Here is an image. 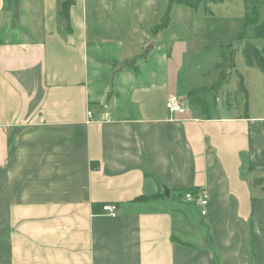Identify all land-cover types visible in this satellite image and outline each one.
Listing matches in <instances>:
<instances>
[{
  "label": "crops",
  "instance_id": "obj_1",
  "mask_svg": "<svg viewBox=\"0 0 264 264\" xmlns=\"http://www.w3.org/2000/svg\"><path fill=\"white\" fill-rule=\"evenodd\" d=\"M66 1L0 0V264H264V114L170 113L157 0Z\"/></svg>",
  "mask_w": 264,
  "mask_h": 264
},
{
  "label": "rangeland",
  "instance_id": "obj_2",
  "mask_svg": "<svg viewBox=\"0 0 264 264\" xmlns=\"http://www.w3.org/2000/svg\"><path fill=\"white\" fill-rule=\"evenodd\" d=\"M168 4L169 0H157L160 16L156 25L162 22ZM171 6L168 24L158 31L163 39L175 38L171 42L174 52L169 72L176 81L172 92L180 103L200 112L194 101L201 99L208 103L212 116L246 111L264 114V71L244 56L246 42L264 48V38L255 36V25L249 24L246 36L238 39L245 22L244 0H198L194 6L183 2ZM260 17L264 18V8ZM129 48L140 51L137 46ZM223 54L229 57L227 61ZM199 88L200 92L190 94ZM260 192L255 190L256 195Z\"/></svg>",
  "mask_w": 264,
  "mask_h": 264
},
{
  "label": "trees",
  "instance_id": "obj_3",
  "mask_svg": "<svg viewBox=\"0 0 264 264\" xmlns=\"http://www.w3.org/2000/svg\"><path fill=\"white\" fill-rule=\"evenodd\" d=\"M197 1L198 0H169L168 10L165 12L163 17L161 18L162 22L155 26V31H158L159 27H164L168 24L172 4L183 2V3H186L188 5L194 6V4H196ZM214 1H218V0H214ZM74 2H75V0H67L65 2V6L63 8L64 14L68 13V10H69L68 8L72 4H74ZM244 3H245V17H244L245 22L242 26V30H241V33H240L238 39L240 40L241 38H244L246 36L245 29H246V26L249 24L255 25V28H254L255 36H257L259 38H264V18L262 19L260 17V7L262 6V4H264V0H244ZM244 46H245L244 47V56H245L246 61H248L252 65L256 64L260 69H262L264 71V48H260V47L254 45L250 42H246ZM222 58H223V60H226V61H227V59H229V57L226 56L225 54L222 55ZM231 65L234 66V61H232V59H231ZM200 90H202V88H199V90L193 89L190 92V94L198 93V92H200ZM194 102L197 105L205 103V101H203L201 99L196 100ZM254 183L256 185L261 184L262 189H264V177L256 178ZM188 191L193 192L195 195L197 194L196 189H188L186 191H178L174 195V198L183 201L184 195ZM163 196H164V194L162 192H159V194H156V195H147V194L141 195V196L136 197L134 200L145 202V200H157V199H159V197H163Z\"/></svg>",
  "mask_w": 264,
  "mask_h": 264
},
{
  "label": "built area",
  "instance_id": "obj_4",
  "mask_svg": "<svg viewBox=\"0 0 264 264\" xmlns=\"http://www.w3.org/2000/svg\"><path fill=\"white\" fill-rule=\"evenodd\" d=\"M167 106L169 108L170 113H173L175 111L180 113H185L188 111L187 106H182L180 103V100L172 95L167 101ZM89 115H92V111L88 112ZM184 200L188 202H197L199 206V212L200 215H206L208 213V200H209V193L206 191V189L197 190V194L195 195L193 192L188 191L184 195ZM102 209L106 212H108L112 216H116L118 213L117 205L115 204H104L102 206Z\"/></svg>",
  "mask_w": 264,
  "mask_h": 264
},
{
  "label": "water",
  "instance_id": "obj_5",
  "mask_svg": "<svg viewBox=\"0 0 264 264\" xmlns=\"http://www.w3.org/2000/svg\"><path fill=\"white\" fill-rule=\"evenodd\" d=\"M165 193H166L167 196L170 195V192H169V190H168V188L166 186H165Z\"/></svg>",
  "mask_w": 264,
  "mask_h": 264
}]
</instances>
